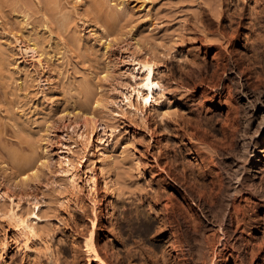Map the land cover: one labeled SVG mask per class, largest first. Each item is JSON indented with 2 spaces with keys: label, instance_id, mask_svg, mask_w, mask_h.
<instances>
[{
  "label": "rangeland",
  "instance_id": "obj_1",
  "mask_svg": "<svg viewBox=\"0 0 264 264\" xmlns=\"http://www.w3.org/2000/svg\"><path fill=\"white\" fill-rule=\"evenodd\" d=\"M263 6L262 0H103L101 10L93 0H0V264H178L187 256L189 264H264V175L233 199L224 164L225 151L236 144L221 153L220 145L214 148L222 136L221 105L240 110V90L264 85L256 77L264 74V18L255 42L245 35ZM226 9L235 20L242 13L235 39L223 36ZM111 13L115 22L106 20ZM31 40L34 52L24 48ZM145 60L154 63L160 85L147 104L137 95L138 61ZM232 64L242 70L238 77L229 73ZM237 120L236 134L252 132ZM186 121L202 124V131L209 122L212 131L196 129V137L180 140L174 127ZM188 143L204 151L199 160L187 153ZM92 171L98 175L91 187ZM201 179L221 181L213 196L208 185L201 190ZM196 194L204 195L202 207ZM222 197L234 200L228 209L238 238L233 247L206 218L210 206L213 214L222 209ZM165 210L184 235L196 225L200 256L184 236L181 252H170L172 226L160 221ZM93 223L102 260L85 251Z\"/></svg>",
  "mask_w": 264,
  "mask_h": 264
},
{
  "label": "bare ground",
  "instance_id": "obj_2",
  "mask_svg": "<svg viewBox=\"0 0 264 264\" xmlns=\"http://www.w3.org/2000/svg\"><path fill=\"white\" fill-rule=\"evenodd\" d=\"M263 2H264V0H262ZM49 2H50V0H49ZM93 3H95V7L97 8V7H99V5H100V7L102 6V3H103V0H93ZM263 4V3H262ZM261 4V5H262ZM260 5V6H261ZM99 7V9H101ZM261 8V7H260ZM259 8V9H260ZM98 9V8H97ZM258 9V10H259ZM263 9H264V6H263V8H262V10H257L256 9V11L254 12L255 13V15H254V17L253 18H251V19H249L248 21V23H249V26H248V24H246L248 27H246V28H250V31L249 32H247L246 34H245V32H244V34L247 36V38H248V40H251L252 42H255L256 40L254 39L256 36H255V34H254V32H255V30H257L256 29V25L258 24V22H260V21H262L263 20V18H264V16H263V13H264V11H263ZM54 10V9H53ZM102 10V9H101ZM100 11V10H99ZM226 14H224L223 16H225L226 17V19L228 20L227 22L228 23H226L227 25H226V29L227 28H229V30L227 29H225L224 30V35L223 36H226L225 38H227L228 40H230L231 38H233L234 37V39H235V36L237 37V36H239V26L242 24L241 23V20H242V18H241V14L242 13H240L238 16H237V18H236V20H235V17L232 15V13H230V12H228V10L226 9ZM112 15H110V14H108V16L106 17V20H108V21H110V22H112V20L114 21V20H116L117 18V15L115 14V15H113V13H111ZM256 21V22H255ZM115 22V21H114ZM228 26V27H227ZM236 26V27H235ZM242 26V25H241ZM219 27H220V25H219ZM221 27H222V29H223V26L221 25ZM220 27V28H221ZM222 29H221V31H222ZM249 30V29H248ZM247 31V30H246ZM257 32V31H256ZM255 32V33H256ZM260 33V32H259ZM262 34V33H261ZM261 34H260V36H261ZM258 35V34H257ZM263 36V35H262ZM245 37V36H244ZM239 38V37H238ZM260 39H261V37H259ZM25 39V38H24ZM24 39H22V40H24ZM29 40L30 39H32L31 37L30 38H28ZM246 39V38H245ZM255 40V41H253V40ZM264 39V38H263ZM247 40V41H248ZM227 41V40H226ZM246 41V40H245ZM246 41V42H247ZM261 41H264V40H261ZM22 42V41H21ZM29 42V41H28ZM227 42H229V41H227ZM238 42V41H237ZM245 42V43H246ZM250 42V41H249ZM259 42V41H258ZM257 43V42H256ZM260 43V42H259ZM259 43H258V45H259ZM30 44L31 45H27V46H25L24 48H25V50L26 49H30L32 52H34L35 51V45H37V41L36 40H31V42H30ZM249 44V43H248ZM252 44V43H251ZM261 44H263V43H261ZM253 46V45H252ZM256 46V45H255ZM261 46V45H260ZM254 47V46H253ZM263 47V46H262ZM255 48V47H254ZM228 51H229V49H227ZM233 50V49H232ZM231 50V51H232ZM255 50H257V49H255ZM231 51H229V52H231ZM253 52V51H252ZM256 53V52H255ZM254 53V54H255ZM214 54H216V53H214ZM213 54V55H214ZM229 54V53H228ZM262 54V53H261ZM247 55H250L249 53L247 54ZM218 57V55L216 54L215 55V57ZM245 56V55H244ZM251 56H252V54H251ZM256 57H257V53H256V55H255ZM258 56H261L260 54H258ZM216 57V58H217ZM214 58V57H213ZM241 58V57H240ZM252 58H254V56H252ZM251 57H249V59H252ZM243 59V58H242ZM246 59V58H245ZM248 59V58H247ZM260 60H261V58H259ZM236 60V59H235ZM255 60V59H254ZM253 60V61H254ZM256 60H258V59H256ZM231 61V60H230ZM245 61V60H244ZM250 61V60H249ZM248 61V62H249ZM259 61V60H258ZM241 62H242V60H241ZM241 62H240V64H241ZM246 62V61H245ZM216 63H217V65L219 64L218 63V60H216ZM235 63H236V61H235ZM238 63V62H237ZM247 63V62H246ZM255 63V62H254ZM138 64L140 65V67L142 68V70H143V76H142V78H141V80H140V83L138 84L139 86H138V89H137V95L142 99V101H143V103L144 104H147V103H149L150 101H151V99H152V96H153V90H154V88L155 87H157V86H160L159 85V83H158V81H156L155 80V78H154V63L152 62V61H149V60H145V61H143V62H141V61H138ZM239 63H238V65H240ZM243 64V63H242ZM251 65H254V64H252V62L250 63ZM216 65V64H215ZM243 66H245V64L243 65ZM243 66H242V68H243ZM245 67H247V69L249 68V70H250V67H248L247 65L245 66ZM262 67V66H261ZM227 68V67H226ZM241 68V69H242ZM252 69V68H251ZM264 69V68H263ZM193 69H191V71H192ZM226 70H228V69H226ZM236 67H235V65H231L230 67H229V73L231 74V75H233V78H235L236 77V75H237V73H239L240 71H242V70H240V69H238V71H237V73H236ZM256 70V69H255ZM194 71V70H193ZM257 71H259V70H257ZM251 72V71H250ZM256 72V71H255ZM261 72H262V70H261ZM191 73V72H190ZM257 73V72H256ZM255 73V74H256ZM231 75H228L229 77H232ZM234 75H235V77H234ZM257 75V74H256ZM261 74H259V75H257L256 77L258 78V80L260 81V79H262L263 81H264V74H263V72H262V76H260ZM240 76V75H239ZM252 76H253V74H252ZM255 76V75H254ZM237 77H238V75H237ZM255 77V78H256ZM253 78V77H252ZM257 78L255 79L256 80V82H257ZM240 80V79H239ZM236 81V80H235ZM238 81V80H237ZM247 81V80H246ZM245 81V82H246ZM262 81V82H263ZM242 82H244V81H242ZM255 82V83H256ZM259 83V82H258ZM242 84V83H241ZM264 84V83H263ZM262 84V85H263ZM243 85V84H242ZM253 85H254V83H253ZM253 85H251V86H253ZM245 86H247L246 84H245ZM249 86V85H248ZM255 86V85H254ZM256 86H257V84H256ZM250 87H248V88H242V90H240V87L238 88L239 90H240V97H241V105L242 106H238V107H240V110L237 108V107H235L233 104H231V103H225V104H220L221 105V108H223V107H225V110H224V114H223V116L224 117H222L223 118V120L221 121V126H219L220 128L219 129H221V133H222V136L219 138V139H217L216 137V139H214V140H212V141H214V143H216L215 144V146H214V148L216 147V145H220V146H217V147H219V148H216V149H219L220 150V153H221V151H224V150H222V149H224V148H226L227 147V145H231V144H236L235 145V149L234 148H231V147H229V148H231V149H233V150H235V151H233L232 153H236V155H233L232 153H230L229 151H225V153L228 155V159H227V161H225V164L224 165H227V168H228V171L231 173V175H232V178H229V180H231V183L230 184H228L229 186H230V193L228 192V194H233V195H231L232 197L235 195V194H237V193H240L241 192V190L243 189V188H248V187H250V188H252L251 186H254V185H258V184H256V183H258V182H261V181H263L262 180V178H263V175H264V85L262 86V88L260 89L259 88V90L258 91H255L252 87V89L250 88ZM256 89V88H255ZM238 90V91H239ZM257 90V89H256ZM228 91H229V89H228ZM237 91V92H238ZM238 97V96H237ZM226 98V97H225ZM228 98V97H227ZM229 100V99H228ZM239 101V100H238ZM224 102V101H223ZM222 102V103H223ZM228 102V101H227ZM229 102H231V101H229ZM221 103V102H220ZM197 118V117H196ZM199 118V117H198ZM195 119V118H194ZM237 119H240V120H242V125H243V128L244 127H248V129L246 130V132L250 129L252 132L251 133H244V132H242V133H239V135L238 134H236V132H235V126H236V122L238 121ZM87 120L91 123V124H93L94 126H95V128H97V124H96V120L93 118V116H89V117H87ZM189 120V119H188ZM196 120H199V119H196ZM191 121H193V118H192V120ZM195 121V120H194ZM193 121V122H194ZM199 121H201V120H199ZM199 121H196V122H199ZM187 123H183L182 125H178L177 127H174L175 128V133H177L178 135V137H179V139L181 140L182 138H185V137H189V136H192V135H195L194 137H196V129H202V124L201 125H199V123H193V122H188V121H186ZM203 124H205V126H203V131L202 132H204V133H206V134H209L208 132H210V131H212V130H209V129H211L210 128V124H209V122H208V124L207 123H203ZM238 124H239V122H238ZM84 125L86 126V122L84 123ZM240 126V128H241V125H239ZM101 130V127L98 129V131H100ZM242 130V129H241ZM249 130V131H250ZM200 131V132H201ZM237 131V130H236ZM245 131V130H244ZM235 132V133H234ZM239 132H240V130H239ZM203 134V133H202ZM202 134H200V136L202 135ZM235 134L237 135V136H239V137H237L238 139L237 140H235L236 138L234 137L235 136ZM204 135V134H203ZM210 135V134H209ZM191 138V137H190ZM235 138V139H234ZM98 139H101L100 137H99V135H98ZM200 139V138H199ZM189 140V139H188ZM190 141V140H189ZM211 141V142H212ZM192 143V142H191ZM189 144V143H188ZM164 145H166V144H164ZM189 145H191L190 147H188L187 148V153H190V154H193L192 155V159H193V161L195 160H199V158L200 157H198L197 155L200 153L201 154V152L203 151H199V148H195L196 146H192V144H189ZM193 145H195V144H193ZM212 145H214V144H212ZM234 145L232 146V147H234ZM217 152H219V151H217ZM216 152V153H217ZM213 153H215L214 151H213ZM203 154H204V151H203ZM222 154H224V152L222 153ZM225 154V155H226ZM216 155V154H215ZM219 155V154H218ZM218 155H217V157H218ZM226 155V156H227ZM202 156V155H201ZM212 156V155H211ZM209 157V159L210 158H212V157ZM219 156H221V155H219ZM225 156V157H226ZM203 157V156H202ZM224 157V158H225ZM191 159V160H192ZM202 160H204L203 158H201ZM213 159V158H212ZM211 159V160H212ZM222 159V158H221ZM220 159V160H221ZM190 160V161H191ZM202 160H200V161H202ZM210 160V161H211ZM199 161V162H200ZM205 161V160H204ZM209 161V160H208ZM212 162V161H211ZM196 163V162H195ZM206 163H209V162H206ZM216 163V162H215ZM218 163L220 164V161H218ZM218 163H217V165H218ZM221 163H223V161L221 162ZM203 164V163H202ZM204 165V164H203ZM222 165V164H221ZM198 166H201L202 167V165H201V163H200V165H198ZM207 166V165H206ZM220 166V165H219ZM204 167H205V165H204ZM213 168V167H212ZM220 168V167H219ZM207 169H208V167H207ZM211 169V168H210ZM221 169H222V167H221ZM202 170V169H201ZM205 170V169H204ZM216 170V169H215ZM218 170V169H217ZM224 170V169H223ZM199 171V170H198ZM203 171V170H202ZM201 171V172H202ZM208 171V170H207ZM206 171V172H207ZM210 171V170H209ZM212 171V170H211ZM220 171V170H219ZM226 171V170H225ZM215 173L217 172V171H214ZM214 172H210V173H214ZM200 173V172H199ZM199 173H197V175H198V177H203V176H199ZM203 174H204V172H202ZM214 173V176L216 175ZM228 173V172H227ZM201 174V173H200ZM208 174H209V172H208ZM218 174V173H217ZM220 174H221V171H220ZM219 174V175H220ZM97 172L96 171H92V172H90V174H89V176H88V181H89V183H90V186L92 187L93 185H94V183H95V179H96V177H97ZM222 175V174H221ZM228 175V177L229 176H231V175H229V174H227ZM191 176V175H190ZM206 176V175H205ZM192 177V176H191ZM216 177V176H215ZM218 177V176H217ZM221 176H219L218 177V179L220 178ZM223 177V179H224V176H222ZM221 177V178H222ZM190 178V177H189ZM193 178H194V176H193ZM204 178V177H203ZM207 179H208V177H206ZM211 178H213V177H211ZM220 178V179H221ZM225 178L227 179V177H226V175H225ZM191 179V178H190ZM196 179V176H195V178L193 179V180H195ZM198 179V178H197ZM196 179V180H197ZM210 179V178H209ZM214 179V178H213ZM216 179V178H215ZM192 180V179H191ZM192 180V181H193ZM195 180V181H196ZM205 180V179H204ZM203 179H201V183H202V185H201V183H199L200 184V188H201V190H202V188L204 187L203 185H208L209 187H211V188H209L208 189V191H210V192H212V191H216V189H215V187H218V185H220V184H218L217 186H215L216 184H214L215 182H219V181H215L214 183L213 182H211L212 181V179H210V180H208V181H210V182H205ZM228 180V179H227ZM226 180V181H227ZM194 181V182H195ZM197 181H200V180H197ZM214 181V180H213ZM225 181V182H226ZM192 183V185L193 186H196L195 185V183ZM221 182V181H220ZM219 182V183H220ZM222 183H224L223 182V180H222ZM221 183V185L222 186H224V184H222ZM263 183V182H262ZM181 184V183H180ZM198 184V183H197ZM199 184L196 186V188H195V191H196V189L198 188V186H199ZM213 184H214V188H212L213 187ZM227 184H225V185H227ZM178 185H179V183H178ZM183 185V184H182ZM188 185V184H187ZM180 186V185H179ZM185 186V185H184ZM208 186H205V188H207ZM221 186V188H223ZM229 186L227 187V189L229 188ZM259 186V185H258ZM104 187L106 188L107 187V184L106 183H104ZM183 187V186H182ZM188 187V186H187ZM189 187H190V185H189ZM225 187V186H224ZM255 187H257V186H255ZM264 187V186H263ZM184 188V187H183ZM185 188H186V186H185ZM184 188V189H185ZM191 188V187H190ZM190 188L188 189V190H190ZM254 188V187H253ZM258 188V187H257ZM260 188V187H259ZM259 188H258V190H259ZM186 189V190H187ZM192 189V188H191ZM211 189H214V190H211ZM224 189V188H223ZM254 189H256V188H254ZM263 189V188H262ZM183 190V189H182ZM187 190V191H188ZM198 190V189H197ZM219 190V189H218ZM220 190H222V189H220ZM219 190V191H220ZM249 190V189H248ZM248 190H247V192H248ZM253 190V189H252ZM257 190V191H258ZM185 191V190H184ZM183 191V192H184ZM186 191V192H187ZM191 191V190H190ZM189 191V192H190ZM194 191V192H195ZM198 191H200V189L198 190ZM206 191V190H205ZM223 191V190H222ZM220 191L221 192V194L223 195V194H225V191ZM243 191V190H242ZM246 191V190H245ZM250 191V190H249ZM255 191V190H254ZM257 191L255 192V193H257ZM261 191V190H260ZM263 191H264V189H263ZM191 192H193V190L191 191ZM188 193V192H187ZM199 193V192H198ZM202 193V192H201ZM203 193H205L204 192V190H203ZM252 193V192H251ZM250 193V194H251ZM205 194H207V192L205 193ZM214 194H217V193H214ZM260 194V193H259ZM261 194H263V193H261ZM184 195V194H183ZM190 195H192V193L190 194ZM226 195H227V192H226ZM249 195V194H248ZM254 194H252V196H253ZM187 196H189V195H186V197ZM195 196H197V198H198V200H199V205L202 207V201H204V200H202V198L204 197V195H203V197H202V194H199V195H195ZM212 196H213V192H212ZM229 196V195H228ZM238 196V195H237ZM251 196V195H250ZM191 197V196H190ZM193 197V196H192ZM209 197V196H208ZM214 197H215V195H214ZM213 197V198H214ZM217 197V196H216ZM226 197V196H225ZM225 197H222V199L223 200H225V199H227V198H225ZM258 197V196H257ZM263 196H261V198H262ZM196 198V197H195ZM195 198H193V199H195ZM196 198V199H197ZM210 198V197H209ZM212 198V199H213ZM219 198H221V197H219ZM225 198V199H224ZM169 200H172V197H170L169 196V198H168ZM184 199V198H183ZM206 199V198H205ZM233 199H234V197H233ZM200 200H202V201H200ZM210 201H212L211 199H209ZM264 200V199H263ZM173 201V200H172ZM205 201H208V200H205ZM219 201V200H218ZM234 201V200H233ZM232 201V202H233ZM216 202V201H215ZM224 202V201H223ZM232 202L230 203L229 201H228V199H227V201L224 203V204H222V205H224V206H221L220 205V202H218L219 204L218 205H220L221 206V208L222 209H220V207H218V206H214L215 205V203H213L214 205H212V207L214 206V207H218L219 209H216L218 212V214L216 213V214H213V211H210L209 209L211 208V206L209 207V209L207 208H205L206 209V214H207V216L208 217H206V218H208V226H210V225H215L216 224V226L217 227H219V228H221V230L223 229V232L222 233H224L225 234V236L224 237H222V233H221V238H224L223 240V244L224 245H228V246H230V247H233V246H235V244H236V242H237V234L235 235V230H233V232L231 231L230 232V229H229V226H231V224L233 223V221H234V218H233V216H232V213L230 212L231 210H228L230 207H229V205L230 204H232ZM207 203V202H206ZM105 204H107V202L105 203ZM210 204H212V203H210ZM198 205V204H197ZM198 205V206H199ZM205 205V204H204ZM209 205V204H208ZM234 205H235V203H234ZM199 206V207H200ZM237 206V205H236ZM236 206L235 207H233V205H232V207L233 208H236ZM202 209V208H201ZM213 209V208H212ZM211 209V210H212ZM237 209V208H236ZM169 210H171V209H169ZM168 210V211H169ZM199 210V209H198ZM214 210V209H213ZM233 210H235V209H233ZM239 210V209H238ZM167 210H165V218H163V219H161L160 221H162L163 223H170V226H172V230L170 231V238L168 239V241L170 242V246H171V250H170V252L171 253H174V252H176L177 253V251H180L181 252V248L179 247V243L178 242H181L182 241V238H183V236H184V238H183V240L184 241H186L187 243H188V245L191 243V244H193V245H196L195 246V248L196 249H194V251L196 250L197 251V255L198 256H200V254H201V249H202V237H200V235H202V233H199V235H198V237H195L194 235H196V234H198L197 232H199L195 227H196V225H193V227H192V229H185L184 228V230L186 231V233H185V235H184V231L182 232H180V229H177V227L176 228H173V223H175V224H177V218L175 217V215L174 214H171L170 212H168ZM214 213H215V211H214ZM237 213V212H236ZM205 215V214H204ZM238 215V214H237ZM177 216V215H176ZM180 216V215H179ZM201 216V215H200ZM202 217V216H201ZM204 217V216H203ZM182 218V217H181ZM182 220V219H181ZM202 220V219H201ZM201 220H199L200 222H201V228H199L200 230H203L202 228H204V230H205V227L206 226H204V227H202V221ZM240 220H241V218H240ZM239 220V221H240ZM181 222V221H180ZM183 222V221H182ZM189 223V222H188ZM199 223V222H198ZM197 223V224H198ZM206 223V222H205ZM236 223H237V218H236ZM235 223V224H236ZM183 224V223H182ZM192 224V223H191ZM203 224H204V222H203ZM240 224V223H239ZM167 225V224H166ZM169 225V224H168ZM185 225H186V223H185ZM200 225V224H199ZM178 226V225H177ZM192 226V225H191ZM208 226H207V228H208ZM237 227V226H236ZM93 228H94V223L92 224V229H91V231H90V233H89V235L84 239V245H85V251H87V252H91L92 254H93V256H94V258L95 259H97V258H100V257H98V253H97V248H96V245L94 244V240H93ZM182 228V227H181ZM187 228H188V226H187ZM218 228V229H219ZM182 230V229H181ZM200 232H202V231H200ZM168 236V237H169ZM208 236V235H207ZM167 237V236H166ZM167 237V238H168ZM239 237V236H238ZM206 239H208V237H206ZM219 242V241H218ZM176 243H178V244H176ZM182 244H183V242H182ZM222 244V245H223ZM187 246V245H186ZM189 247V246H188ZM191 248H192V246H190ZM225 247V246H224ZM183 248V247H182ZM184 249V248H183ZM182 249V250H183ZM190 249V248H189ZM188 250V249H187ZM190 250H192V249H190ZM184 251V250H183ZM193 251V250H192ZM111 253H113V252H111ZM179 253V252H178ZM196 253V252H195ZM194 253V254H195ZM111 255V254H110ZM189 255V254H188ZM191 255V254H190ZM112 256V255H111ZM187 256V255H186ZM185 256V257H186ZM183 257V256H182ZM189 256H187V258H184V259H179L178 260V264H189V258H188ZM101 259V258H100ZM162 259H163V257H162ZM167 259V258H166ZM165 259V260H166ZM177 259V258H176ZM102 260V259H101ZM164 260V261H165ZM111 261V260H110ZM167 261V260H166ZM176 261V260H175ZM102 262H103V264H109V263H107L105 260H102ZM117 262H119V261H117ZM121 263V262H120ZM111 264V263H110ZM119 264V263H118ZM163 264H164V262H163ZM193 264H196V263H193Z\"/></svg>",
  "mask_w": 264,
  "mask_h": 264
}]
</instances>
